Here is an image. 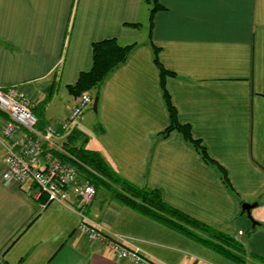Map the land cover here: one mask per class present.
Returning <instances> with one entry per match:
<instances>
[{"label": "crops", "instance_id": "1", "mask_svg": "<svg viewBox=\"0 0 264 264\" xmlns=\"http://www.w3.org/2000/svg\"><path fill=\"white\" fill-rule=\"evenodd\" d=\"M158 4L152 14L148 0H0V86L32 96L43 130L75 106L68 86L91 67L94 42L136 44L89 92L99 96L96 151L121 177L161 187L166 202L234 237L242 260L100 187L84 214L144 264H264V0ZM164 89L210 160L180 131L163 135L172 121ZM90 107L63 134L65 148L72 130L88 140ZM3 154L0 146V264H137L77 232L74 198L44 205L27 184L2 178ZM250 199L255 225L242 208Z\"/></svg>", "mask_w": 264, "mask_h": 264}, {"label": "built area", "instance_id": "2", "mask_svg": "<svg viewBox=\"0 0 264 264\" xmlns=\"http://www.w3.org/2000/svg\"><path fill=\"white\" fill-rule=\"evenodd\" d=\"M93 101L91 93L81 94L66 118L54 120L40 130L32 96L19 86H0L2 178L20 186L27 184V189L37 199L45 198L44 205L65 204L74 198L82 218L77 232L85 234L89 240L108 245L118 257L144 264L141 255L129 249L121 235L110 234L84 214L85 208L96 198L97 188L80 170V166L86 165L61 142L63 134L71 130Z\"/></svg>", "mask_w": 264, "mask_h": 264}, {"label": "trees", "instance_id": "3", "mask_svg": "<svg viewBox=\"0 0 264 264\" xmlns=\"http://www.w3.org/2000/svg\"><path fill=\"white\" fill-rule=\"evenodd\" d=\"M148 1L155 4L151 9V13L154 14L160 7L158 0ZM128 25L138 27L140 23ZM135 45L136 44L122 45L116 38L94 42L91 67L80 73L76 83L68 86V91L78 97L85 92H91L99 87L115 68L127 60ZM155 61L161 67L163 75L168 73V70L162 66L158 55H156ZM164 91V97L172 121L167 129L163 131V135L167 136L173 130L180 131L208 160H210L206 147L199 139L194 138L191 127L188 124L178 121L177 111L172 103L171 97L165 89ZM96 96L98 95L96 94ZM86 142L87 138L85 136H82L81 133L76 132V130H72L70 132L69 142H67L66 145L68 150L86 165L80 166V170L83 175L92 180L96 188L104 186L109 189L111 185L110 182H112L116 184L119 189L113 188V193L111 194L121 203L150 214L161 222L184 231L195 239L201 240L227 255H232L242 260L240 256L233 254L231 250H242V245L234 237L172 206L163 199L162 192L158 187H139L121 177L113 170L99 152L86 148Z\"/></svg>", "mask_w": 264, "mask_h": 264}, {"label": "rangeland", "instance_id": "4", "mask_svg": "<svg viewBox=\"0 0 264 264\" xmlns=\"http://www.w3.org/2000/svg\"><path fill=\"white\" fill-rule=\"evenodd\" d=\"M91 106V105H90ZM94 109L93 108H91L90 107V109H89V112H91L90 113V115H89V117H88V119H87V125H86V127H85V132L87 133V135L89 136L88 137V140H87V142H86V147H88V148H91V150H95L96 151V149H98V140H97V138H95V136L94 135H97V133H94V127H96L97 126V124H98V120H97V115L95 114V113H93L94 111H93ZM95 130H98L97 128H95ZM90 131V132H89ZM91 133V134H90ZM98 152V151H97ZM210 166L212 167V168H214V169H216L217 168V165H215V164H212V163H210ZM219 169H218V172H219V174H220V177L222 178V182L227 186L228 184H227V182H226V180H225V173H224V171L223 170H221V168L220 167H218ZM110 188L109 189H107V188H105L104 186H101L100 187V190H101V192H103V194H105L106 192L105 191H110V193H113V188L115 189H119V187L116 185V184H114V183H112V182H110ZM159 188V187H158ZM160 190H161V192H163V190H162V188L160 187L159 188ZM162 196H163V193H162ZM164 199V198H163ZM251 201H253V202H250V203H255L256 201H254L253 199H250ZM244 202H246V201H244ZM248 202V201H247ZM170 204V203H169ZM173 206V205H172ZM240 211H242V208H241V210ZM224 213H226V212H224ZM252 214V217H253V220H255V221H257V219L255 218V215H257V213H251ZM229 214L228 213H226V216H228ZM246 216L248 217V219L251 221V222H253L252 221V219L251 218H249V216H248V214H246Z\"/></svg>", "mask_w": 264, "mask_h": 264}, {"label": "water", "instance_id": "5", "mask_svg": "<svg viewBox=\"0 0 264 264\" xmlns=\"http://www.w3.org/2000/svg\"><path fill=\"white\" fill-rule=\"evenodd\" d=\"M98 102H99V96H95L94 97V101H93V108L95 111H97L98 109ZM257 205L256 203L255 204H251V203H246L244 202L243 205H242V208H243V211L246 212L249 216V218L252 219L253 221V224H257V222L255 220H253V217H252V214H251V209Z\"/></svg>", "mask_w": 264, "mask_h": 264}]
</instances>
